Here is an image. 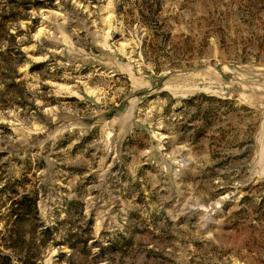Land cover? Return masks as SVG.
<instances>
[{"label":"rangeland","instance_id":"rangeland-1","mask_svg":"<svg viewBox=\"0 0 264 264\" xmlns=\"http://www.w3.org/2000/svg\"><path fill=\"white\" fill-rule=\"evenodd\" d=\"M20 216L38 264H264V0H0V264Z\"/></svg>","mask_w":264,"mask_h":264},{"label":"trees","instance_id":"trees-1","mask_svg":"<svg viewBox=\"0 0 264 264\" xmlns=\"http://www.w3.org/2000/svg\"><path fill=\"white\" fill-rule=\"evenodd\" d=\"M22 202V214L29 213L33 211L36 216L38 217V209L37 203L35 198L29 199V197H24L21 200ZM13 214V213H12ZM39 218V217H38ZM18 225L15 232L9 231L8 238H10L11 242L5 245L6 249L13 254L21 253L22 256L19 258L21 262L19 264H38L42 258H40L42 252L44 251V247H47L49 242L53 239L54 233L51 231L52 228L48 226L45 221L40 220V223L37 224L33 229L29 230L30 227L23 226V222L25 220V216H20L17 219ZM27 227V228H26ZM38 227H44L40 234L36 236L35 234L38 233ZM31 232L33 234V239L27 238L28 233ZM36 236V237H35ZM69 243L72 249L75 251L76 243L70 242L71 240H64V242ZM87 242V239L84 240ZM73 251V252H74ZM2 259L4 260V264H12L13 257L12 254H2Z\"/></svg>","mask_w":264,"mask_h":264}]
</instances>
